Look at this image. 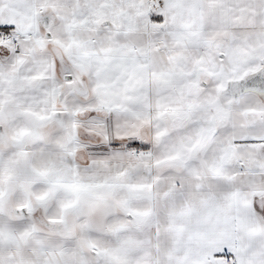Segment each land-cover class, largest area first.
Returning a JSON list of instances; mask_svg holds the SVG:
<instances>
[{"label": "snow or ice", "instance_id": "obj_1", "mask_svg": "<svg viewBox=\"0 0 264 264\" xmlns=\"http://www.w3.org/2000/svg\"><path fill=\"white\" fill-rule=\"evenodd\" d=\"M0 264H264V0H0Z\"/></svg>", "mask_w": 264, "mask_h": 264}]
</instances>
